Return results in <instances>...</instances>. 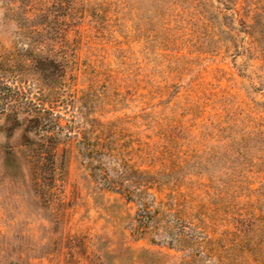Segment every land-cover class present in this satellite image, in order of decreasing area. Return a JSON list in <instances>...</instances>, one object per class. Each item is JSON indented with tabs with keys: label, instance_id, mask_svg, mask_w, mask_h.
I'll return each mask as SVG.
<instances>
[{
	"label": "rangeland",
	"instance_id": "1",
	"mask_svg": "<svg viewBox=\"0 0 264 264\" xmlns=\"http://www.w3.org/2000/svg\"><path fill=\"white\" fill-rule=\"evenodd\" d=\"M0 51L63 130L0 113V264H264V0H0Z\"/></svg>",
	"mask_w": 264,
	"mask_h": 264
},
{
	"label": "trees",
	"instance_id": "2",
	"mask_svg": "<svg viewBox=\"0 0 264 264\" xmlns=\"http://www.w3.org/2000/svg\"><path fill=\"white\" fill-rule=\"evenodd\" d=\"M11 61L9 53L0 51V113L4 115L12 113L17 116L23 113L28 116V120L35 124V127L32 128L35 133H38L39 139L43 144V149H45L43 156H41L42 158L39 160L40 164L42 163L41 168H44V170L48 168L55 175L58 169L56 167V154L54 151L60 143L59 137L63 135V130L56 120L46 117L48 114L50 117L54 116L55 114L53 112L50 114L45 108H39L29 96L30 94L17 86L18 74L16 73V69H14L15 66L10 65ZM58 70L59 69H57V72ZM38 71H40V73L49 72V70L43 66L38 67ZM29 132L31 131L29 130ZM66 137L70 139L72 136L67 135ZM101 152L104 157L108 158L114 155L113 151L107 148L102 149ZM108 154L111 155L107 156ZM129 170L130 168L125 165L124 170L120 174V178L117 180L121 182L110 181L108 177L104 178V186H106V189L109 191L120 193L126 199H133V197L136 196L144 212L148 213L151 210H149L148 199L145 198V196L148 195L150 187L144 191H141V188L135 187L137 191L134 192V189H132L134 186L129 187L121 184L128 180L126 178L129 174ZM150 196L154 198L152 195Z\"/></svg>",
	"mask_w": 264,
	"mask_h": 264
}]
</instances>
